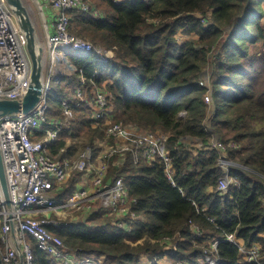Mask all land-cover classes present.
<instances>
[{
  "label": "trees",
  "instance_id": "16d2710c",
  "mask_svg": "<svg viewBox=\"0 0 264 264\" xmlns=\"http://www.w3.org/2000/svg\"><path fill=\"white\" fill-rule=\"evenodd\" d=\"M86 1L90 10L67 11L68 32L94 48L70 54L75 71L51 84L49 117H62L67 99L74 119L48 151L65 147L74 155L91 146L97 152L106 127L92 119L88 101L102 89L113 122L164 134L174 184L160 158L146 163L139 149L126 152L123 162L115 155L107 178L123 176L134 199L138 218H126L131 229L97 211L51 231L76 258L101 255L103 264H200L213 240L218 264H264V0ZM98 48L113 55L105 61ZM81 75L88 88L83 101L73 93ZM213 140L238 146L223 152ZM221 158L230 162L226 191L217 189L225 173ZM79 175L62 186L61 201ZM227 234L236 243L224 240ZM26 240L34 264H60L32 236ZM253 244L261 247L258 259L241 260L240 247Z\"/></svg>",
  "mask_w": 264,
  "mask_h": 264
},
{
  "label": "built area",
  "instance_id": "2783aa9c",
  "mask_svg": "<svg viewBox=\"0 0 264 264\" xmlns=\"http://www.w3.org/2000/svg\"><path fill=\"white\" fill-rule=\"evenodd\" d=\"M42 1L51 7L55 16L49 32H40L45 56L41 99L28 112L0 117V156L10 199L7 206L0 184V240L4 245L0 249V261L2 264H34L32 246L26 240V235H30L42 250L50 253L60 264H103L101 255L76 258L74 252L66 248L61 237L51 229L84 221L89 214L97 211L110 216L113 224L127 231L131 229V223L126 218L136 219L138 215L131 211L134 199L129 197L123 176H116L107 184L109 164L115 155L119 157L118 162H123L126 152L133 153L139 149L146 163L162 159L165 173L172 184L174 170L166 154L164 134L144 131L132 124L113 122V108L108 101L107 91L102 89L95 90L88 101L92 107V119L106 127L104 138L95 141L97 152L93 147L85 146L75 157L69 155L65 147L56 154L49 153L48 146L58 140L62 130L74 119L73 103L67 99L61 104L62 117H49L48 97L52 78L59 81L62 76L75 71L71 62L65 59L66 55L88 52L94 46L90 41L68 32L70 17L67 11L90 10L86 0ZM98 52L105 61L113 55L111 49L98 48ZM30 74L31 62L23 33L5 1L0 0V97L21 98L28 89ZM200 83L203 84V81ZM73 93L82 101L87 96L88 88L82 75L74 83ZM212 146L225 152L227 147L238 145L234 142L223 145L213 140ZM61 154L65 156L61 157ZM220 165L225 173L217 189L226 191L230 185L227 174L230 162L221 158ZM75 172L80 173L76 185L67 199L61 201L62 186ZM208 219L214 220L212 217ZM192 229L197 235L201 234L197 225H193ZM224 240L236 243L234 234H227ZM16 242L23 253V262L14 246ZM217 242L211 241L209 247L204 249L200 264H218V258L212 254ZM240 250L243 252L241 260L247 262L256 261L261 253V247L257 244L240 247ZM176 264L188 263L178 261Z\"/></svg>",
  "mask_w": 264,
  "mask_h": 264
},
{
  "label": "water",
  "instance_id": "95a60500",
  "mask_svg": "<svg viewBox=\"0 0 264 264\" xmlns=\"http://www.w3.org/2000/svg\"><path fill=\"white\" fill-rule=\"evenodd\" d=\"M7 7L15 17L17 25L23 33L26 50L31 62V74L29 86L26 93L21 98H1L0 97V117L15 115L19 112H28L33 109L41 99V90L44 81L45 56L42 46L41 36L38 26L33 18L31 7L26 0H4ZM69 73L67 75H70ZM112 178L107 179L110 184ZM0 184L7 206L10 199L4 174L2 159L0 156ZM14 237V233L12 232ZM19 258L23 262V253L16 242ZM0 264L1 261H0Z\"/></svg>",
  "mask_w": 264,
  "mask_h": 264
},
{
  "label": "crops",
  "instance_id": "0c3cea01",
  "mask_svg": "<svg viewBox=\"0 0 264 264\" xmlns=\"http://www.w3.org/2000/svg\"><path fill=\"white\" fill-rule=\"evenodd\" d=\"M35 5H37V12H35V16L36 13L39 15V21L37 19V17H35L36 20V24L38 25L40 23V27L38 25V28L40 30V32H44V34L49 32V29L52 26V20L55 16L54 11L51 9L50 6H48L47 4L43 3L42 0H35L33 1ZM263 24L264 21L262 20ZM43 34V33H42ZM4 247H0V249H3Z\"/></svg>",
  "mask_w": 264,
  "mask_h": 264
},
{
  "label": "rangeland",
  "instance_id": "374dc122",
  "mask_svg": "<svg viewBox=\"0 0 264 264\" xmlns=\"http://www.w3.org/2000/svg\"><path fill=\"white\" fill-rule=\"evenodd\" d=\"M26 2L29 4V6L31 7V10H32V13H33V18H34V20H35V17H37V19H38V21H39V15L36 13V16H35V12H37V5H35L34 4V2H33V0H26ZM88 2V1H87ZM89 3V2H88ZM261 11H262V14H263V16H262V20L264 21V1H262V3H261ZM35 22H36V20H35ZM40 24V23H39ZM38 24V25H39ZM37 25V26H38ZM39 27H40V25H39ZM39 29V28H38ZM43 34H44V32H42ZM65 59L68 61H70L71 62V64H72V66H74L73 65V63H72V61L70 60V55L68 54V55H66L65 56ZM59 73H64V72H59ZM207 78H208V73L207 72H205V75H204V79H203V82H204V84L206 83V80H207ZM57 80H55L54 78H52V84L54 83V82H56ZM48 102H49V100H48ZM76 142H78V140H76ZM77 145H78V143H77ZM81 149L82 148H80V147H77V150L74 152V157L81 151ZM71 216V215H70Z\"/></svg>",
  "mask_w": 264,
  "mask_h": 264
},
{
  "label": "bare ground",
  "instance_id": "6f19581e",
  "mask_svg": "<svg viewBox=\"0 0 264 264\" xmlns=\"http://www.w3.org/2000/svg\"><path fill=\"white\" fill-rule=\"evenodd\" d=\"M40 25V24H39ZM39 32H40V30H39ZM40 36H41V33H40ZM42 41V40H41ZM43 46V45H42Z\"/></svg>",
  "mask_w": 264,
  "mask_h": 264
}]
</instances>
